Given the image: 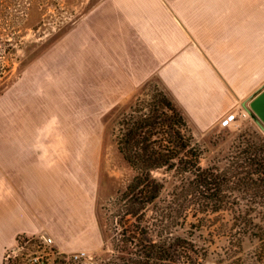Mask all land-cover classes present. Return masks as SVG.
<instances>
[{"label": "rangeland", "instance_id": "374dc122", "mask_svg": "<svg viewBox=\"0 0 264 264\" xmlns=\"http://www.w3.org/2000/svg\"><path fill=\"white\" fill-rule=\"evenodd\" d=\"M181 9L185 0H0V143L44 138L55 144L63 199L59 241L19 234L14 245L3 247V264L90 262L112 252L108 209L135 175L117 146L119 119L155 85L185 116L159 80H144L134 64L135 47L140 51L135 35L143 22L164 20L156 17L161 11ZM234 118L226 128L199 129L188 122L203 149L202 167H227L248 143L264 138L255 116ZM155 176L167 180L158 201L164 205L174 180L165 171ZM248 199L235 203L264 206L262 198ZM194 219L181 222L175 233L195 242L200 264H264V239H238L226 225L198 229ZM225 221L230 224L231 216Z\"/></svg>", "mask_w": 264, "mask_h": 264}, {"label": "crops", "instance_id": "0c3cea01", "mask_svg": "<svg viewBox=\"0 0 264 264\" xmlns=\"http://www.w3.org/2000/svg\"><path fill=\"white\" fill-rule=\"evenodd\" d=\"M164 20L143 22L135 35L134 64L144 80L157 78L186 120L199 129L247 112L264 89V0H185ZM0 143V264L3 247L19 234L59 241L62 163L44 138ZM69 166H67V173ZM70 187L66 181L67 191ZM69 202V192L66 195Z\"/></svg>", "mask_w": 264, "mask_h": 264}, {"label": "trees", "instance_id": "16d2710c", "mask_svg": "<svg viewBox=\"0 0 264 264\" xmlns=\"http://www.w3.org/2000/svg\"><path fill=\"white\" fill-rule=\"evenodd\" d=\"M116 142L135 175L108 209L112 252L90 262L72 258L63 264H200L195 242L175 233V227L191 216L198 229L226 225L238 239H264V222H257L264 220V206L235 203L264 200V138L248 143L227 167L204 168L203 149L184 114L155 85L147 98H137L121 116ZM157 171L171 173L174 180L173 194L164 205L158 201L167 180L156 177ZM228 215L230 224L225 221Z\"/></svg>", "mask_w": 264, "mask_h": 264}, {"label": "water", "instance_id": "95a60500", "mask_svg": "<svg viewBox=\"0 0 264 264\" xmlns=\"http://www.w3.org/2000/svg\"><path fill=\"white\" fill-rule=\"evenodd\" d=\"M247 113L255 116V121L264 132V89L245 105Z\"/></svg>", "mask_w": 264, "mask_h": 264}, {"label": "built area", "instance_id": "2783aa9c", "mask_svg": "<svg viewBox=\"0 0 264 264\" xmlns=\"http://www.w3.org/2000/svg\"><path fill=\"white\" fill-rule=\"evenodd\" d=\"M243 116H246V112L243 113ZM234 117H235V115L225 117L222 120V125L223 126L230 125L233 122V120L235 119ZM76 257H78V256H76Z\"/></svg>", "mask_w": 264, "mask_h": 264}]
</instances>
